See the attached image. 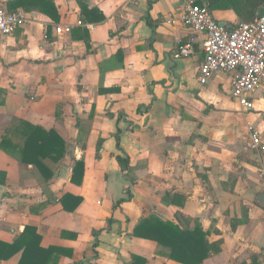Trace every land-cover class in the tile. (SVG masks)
<instances>
[{"label": "crops", "instance_id": "obj_1", "mask_svg": "<svg viewBox=\"0 0 264 264\" xmlns=\"http://www.w3.org/2000/svg\"><path fill=\"white\" fill-rule=\"evenodd\" d=\"M46 1L58 21L38 0H0L26 17L0 38V242L34 227L42 248L63 251L57 264H130L133 256L181 264L133 233L151 216L177 223L183 215L221 248L202 264H264V152L250 149L248 135L255 127L264 145V89L247 111L230 74L199 81L202 37L194 55L180 56L193 37L181 20L189 0ZM212 14L227 29L241 22L233 10ZM20 121L55 130L64 159L39 168L2 150ZM118 157L130 160L126 171ZM76 162L81 184L72 181ZM66 195L82 199L74 212L64 209ZM95 231H103L96 250Z\"/></svg>", "mask_w": 264, "mask_h": 264}, {"label": "trees", "instance_id": "obj_2", "mask_svg": "<svg viewBox=\"0 0 264 264\" xmlns=\"http://www.w3.org/2000/svg\"><path fill=\"white\" fill-rule=\"evenodd\" d=\"M41 10L53 20L58 21L57 8L49 1L38 0ZM206 7L214 11L233 10L241 22L251 23L258 19L259 9L264 5V0H206ZM120 131L118 135H120ZM1 149L6 152L19 153L20 161L27 165H35L44 168V160L59 162L64 159L67 152L66 142L55 131H47L42 127L32 125L26 121L20 123L3 137ZM123 171L130 167L128 158L118 157ZM84 177L83 162H76L73 170L72 181L81 184ZM6 182V174L0 172V184ZM132 196H129V199ZM64 209L74 212L81 204L82 199L71 195L62 198ZM126 200L119 201L115 208ZM72 205V206H70ZM182 205V204H181ZM192 219L179 215L177 223L162 221L151 216L144 219L134 230L133 236L158 243L170 260L181 264H202L214 254H218L221 248L218 244L210 243L202 226L194 221V227L190 225ZM103 231H95L94 249L99 245V238ZM23 252L19 264H57L63 251L60 248L51 247L44 249L40 246V236L34 227H27L24 233L13 244L0 242V260L7 261L18 253ZM132 263H144V259L133 256Z\"/></svg>", "mask_w": 264, "mask_h": 264}, {"label": "built area", "instance_id": "obj_3", "mask_svg": "<svg viewBox=\"0 0 264 264\" xmlns=\"http://www.w3.org/2000/svg\"><path fill=\"white\" fill-rule=\"evenodd\" d=\"M181 20L191 29L193 37L181 47L180 56L186 58L194 55L195 45L200 37L203 39L205 59L199 68V81L206 84L214 74H230L232 96L247 111L252 110L253 95L259 89H264V16L254 22H240L233 29H227L207 7L189 0ZM25 22V15L0 8V38L12 36ZM248 135L250 149L257 153L264 152L260 132L249 126ZM259 174L264 191V161L260 162Z\"/></svg>", "mask_w": 264, "mask_h": 264}, {"label": "water", "instance_id": "obj_4", "mask_svg": "<svg viewBox=\"0 0 264 264\" xmlns=\"http://www.w3.org/2000/svg\"><path fill=\"white\" fill-rule=\"evenodd\" d=\"M264 16V5L261 7V9L259 10V15H258V17L259 18H262ZM223 27H225V25L224 24H221ZM261 201H262V199H261Z\"/></svg>", "mask_w": 264, "mask_h": 264}]
</instances>
